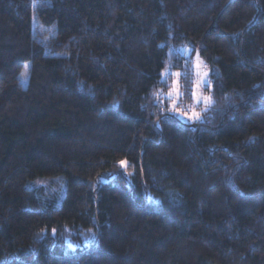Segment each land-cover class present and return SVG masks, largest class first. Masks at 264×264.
<instances>
[{"label": "trees", "instance_id": "trees-1", "mask_svg": "<svg viewBox=\"0 0 264 264\" xmlns=\"http://www.w3.org/2000/svg\"><path fill=\"white\" fill-rule=\"evenodd\" d=\"M0 264H264V0H0Z\"/></svg>", "mask_w": 264, "mask_h": 264}, {"label": "rangeland", "instance_id": "rangeland-1", "mask_svg": "<svg viewBox=\"0 0 264 264\" xmlns=\"http://www.w3.org/2000/svg\"><path fill=\"white\" fill-rule=\"evenodd\" d=\"M195 68H196L197 75H198V78H199L198 83L196 85L197 99L195 101H196V103H197V101L207 102V99H206L205 95L203 94L204 93L203 88L208 83V71L205 69V67L203 66L202 62L200 60H198V59H196V61H195ZM175 95H176V92L173 91L170 96L172 98H175ZM171 109H173V110L175 109L174 108V102L171 105ZM174 112L177 115H180L181 113H184V115L181 116L182 118H184L183 119L184 121L190 120V119L196 117L195 112H192V111L189 112L190 114H187L182 109L181 110L175 109ZM47 186H45V187H47ZM51 188H52L51 191H49L51 194H59L60 193L61 187L59 185L57 187L56 186H52Z\"/></svg>", "mask_w": 264, "mask_h": 264}, {"label": "snow or ice", "instance_id": "snow-or-ice-1", "mask_svg": "<svg viewBox=\"0 0 264 264\" xmlns=\"http://www.w3.org/2000/svg\"><path fill=\"white\" fill-rule=\"evenodd\" d=\"M196 118H198V114L196 115Z\"/></svg>", "mask_w": 264, "mask_h": 264}]
</instances>
